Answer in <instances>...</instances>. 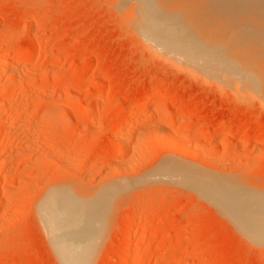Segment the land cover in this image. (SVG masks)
Returning a JSON list of instances; mask_svg holds the SVG:
<instances>
[{"label": "rangeland", "instance_id": "1", "mask_svg": "<svg viewBox=\"0 0 264 264\" xmlns=\"http://www.w3.org/2000/svg\"><path fill=\"white\" fill-rule=\"evenodd\" d=\"M184 1L201 10L183 17L194 23L184 20V34L173 37L264 41L263 11L237 10L246 33L218 36L208 18L229 13L236 0H180V8ZM138 4L0 0V57L10 61L0 72V99L14 79L0 108V264H63L40 215L43 200L73 188L76 198L83 193L80 205L115 183L120 193L88 264H137L140 252L143 264H264V239L229 218L214 191L183 174L168 173L170 181L154 174L166 159L234 181L249 196L241 212L263 214L264 105L148 51ZM23 55L30 58L17 61ZM154 94L157 103L147 105ZM165 109L171 115L154 123ZM144 237L152 240L139 244Z\"/></svg>", "mask_w": 264, "mask_h": 264}, {"label": "bare ground", "instance_id": "2", "mask_svg": "<svg viewBox=\"0 0 264 264\" xmlns=\"http://www.w3.org/2000/svg\"><path fill=\"white\" fill-rule=\"evenodd\" d=\"M136 2H139L137 6L139 7L138 12H140V16L138 15V17L140 18L138 21V25L140 28H138L141 29L139 31L143 36L140 37L147 39V41L144 42L145 46L144 43L142 46H144L145 48L147 47V50L149 48L151 52L154 51V53L158 55L156 57L160 56L162 59L168 61L171 66H176L177 68L186 71L192 76H197L199 78H201L202 76L201 79L205 78L203 81H208L210 78L216 79L221 85H225H223L222 90H224V87H226L227 89L231 88L232 90L230 89V91L234 92L235 90L238 93V96L239 93H241L240 97H242L243 94H246V99H255L258 101V103L264 105V54L257 53L258 51L264 50V41H246V39L243 38L230 39L229 41L226 39H216L209 41L207 40V42H205L203 40L197 39L189 40L186 38H175L173 36H181L184 34L181 29V27H183V21L185 20V18L183 17L189 16V14L200 13L201 7H196L194 6V4H192V7L187 1H184L188 3L190 7H187L188 5L184 3V7L180 8V4L183 3L180 2V0L178 2V5H176L177 0L176 2L175 0H136ZM174 3L176 4L174 5ZM234 5L235 6L231 7L229 13L227 14L216 12L209 16L208 19L214 23L215 33L218 36L225 34L236 35L246 33V28H242L244 22H240L241 20L238 19L240 18L241 13L237 14V10L250 8L264 12V0H236L234 2ZM203 11L206 12L205 10ZM173 15L175 16V18L173 17ZM152 17L155 21H153ZM168 17H172L175 20H171ZM164 19H166V21ZM167 19L170 20L171 24L169 23V20V24H164V22H167ZM156 20L159 24L164 20L161 26L165 25V27L163 26L159 28L156 25V27H154L152 24L153 22H155L154 24H156ZM193 20V18L190 22L188 20H185V22L187 23L185 24V26L190 25ZM172 21L175 23H172ZM239 22L242 23V25H240L241 28H238L237 26ZM171 27L175 28L171 29ZM262 33H264V31ZM30 35L31 34L29 33L28 36L30 37ZM9 43H12V39L6 41L4 44L9 45ZM25 57L24 55L20 56L17 61H24L26 60ZM9 62V59L6 57L0 59V72L2 69L8 70L10 68ZM29 65L30 64H28V66ZM197 73L201 74V76ZM13 81L14 79L9 81L5 88V92H3V94L5 93V97L0 99V108L5 104V102L7 101L6 99H8L6 96L12 86L11 84H13ZM212 81L210 83H212ZM215 83L217 82H214V85L216 86ZM219 83L217 84L216 88L221 89V85ZM19 95L23 96V93L20 92ZM158 98L159 96L157 94L146 97L147 105H154L155 103H157ZM89 103L92 104V101H90ZM170 113L171 112L169 110H162V112L158 114L153 120L154 123L160 122L167 116L169 117V115H171ZM129 116L131 117V115L125 114L123 119L127 120ZM2 118V115H0V120ZM140 123L141 122L139 121V123L135 125L133 124V126H131V129H133V127L138 128V126L141 125ZM5 127L6 126L3 125V134H5L6 132L4 130ZM1 153H3L2 148L0 149V154ZM163 162H161L162 164L156 165L158 166L159 170L158 168H153L155 171H153L154 174L156 172H158L156 174L160 175L167 173V180H169V176H171V174L168 175V173H172L173 175L174 173H176V179L178 173V177L180 178L182 175H179L183 174L185 176V180L182 176L183 181L187 180V182L189 181L190 184L193 183L195 186H198L202 189L214 191L215 202L219 204L221 210H224L226 214L229 215V218L237 223V225H240L243 229H245L244 231L253 235L255 234V237L257 235L264 239V213L261 215H257V218L256 216H246L241 212L242 207L246 210L245 199L249 198V196L246 197L245 195V198H243L244 196H242L243 193L240 184H237L234 181H229L228 184L224 182L225 180L221 182L219 178L214 177V175L211 177V175L209 174V176L205 173L202 174L201 172L203 171H198L197 169V172L195 168L187 167L177 162L179 164L178 165L175 161H166L165 159L163 160ZM152 173L150 174V176H152ZM165 176L166 175H164L163 177ZM166 178L162 179L161 176L162 180H166ZM179 180L180 179H178V181ZM4 181H7V179H5ZM106 185L105 188L101 187L103 188L102 190L101 188L98 189L100 193L98 191V193L95 192L97 194H95L93 197L90 196L89 199H86L85 201L83 200V203L81 202L82 204L80 205L79 202L82 198L78 200L75 199L79 198L81 195L79 197L77 196L76 198V196L74 195L75 193L73 194V188L63 189L64 187L62 188L63 191L59 190L58 192H56L54 189L56 193L52 191L51 193H49V195L47 194L44 200L42 199V204L39 203L41 204V206L39 207V211L41 213L40 215L44 219L43 221H45V225L47 227H45V230L48 229L47 233H50V238L52 239L54 248L58 252V256H60L61 258V263L88 264V262L90 261V258L93 255L92 247L95 245L96 240L98 239V234L101 231V226L109 216L108 214L111 208V204L115 201L116 196L120 193V189L118 186L119 183H115V185ZM70 189H72V193H69L71 192ZM77 192L80 191L78 190ZM249 193L251 194V192ZM90 194H92V191ZM248 201L249 200H247L246 203ZM244 216L247 219V224L246 222H242L241 220H239L240 217L244 218ZM146 240L148 241L152 239H150L149 237H144L143 239L141 238L139 244H141L142 242H146ZM164 241L159 242V248L162 246L164 247L165 244H167V242ZM126 252L128 251H125L124 253ZM145 255L146 253L140 252V254L136 257V263L143 264L145 262Z\"/></svg>", "mask_w": 264, "mask_h": 264}]
</instances>
